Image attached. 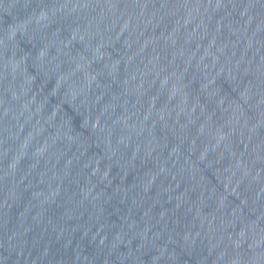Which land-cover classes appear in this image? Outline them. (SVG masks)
<instances>
[{
    "label": "water",
    "instance_id": "95a60500",
    "mask_svg": "<svg viewBox=\"0 0 264 264\" xmlns=\"http://www.w3.org/2000/svg\"><path fill=\"white\" fill-rule=\"evenodd\" d=\"M0 264H264V0H0Z\"/></svg>",
    "mask_w": 264,
    "mask_h": 264
}]
</instances>
